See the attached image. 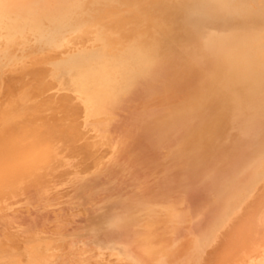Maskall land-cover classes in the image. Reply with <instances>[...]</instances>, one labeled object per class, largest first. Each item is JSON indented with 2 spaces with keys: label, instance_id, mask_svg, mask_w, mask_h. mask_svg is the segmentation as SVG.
<instances>
[{
  "label": "bare ground",
  "instance_id": "obj_1",
  "mask_svg": "<svg viewBox=\"0 0 264 264\" xmlns=\"http://www.w3.org/2000/svg\"><path fill=\"white\" fill-rule=\"evenodd\" d=\"M36 64L35 85L10 77ZM48 89L62 96L37 102ZM86 131L106 154L45 197L86 207L70 216L95 249L207 243L264 170V0H0V194L61 160L60 141L86 155ZM37 249L0 254L42 264Z\"/></svg>",
  "mask_w": 264,
  "mask_h": 264
},
{
  "label": "rangeland",
  "instance_id": "obj_2",
  "mask_svg": "<svg viewBox=\"0 0 264 264\" xmlns=\"http://www.w3.org/2000/svg\"><path fill=\"white\" fill-rule=\"evenodd\" d=\"M41 68L42 66L38 64L27 66L23 71L10 75V77L16 80L22 79L30 85H35L31 74L34 70ZM47 96L59 98L62 94L54 89H48L41 92L35 99L38 102ZM50 114L57 117L63 116L62 110L57 106L50 109ZM70 132L66 129L67 134ZM82 148L86 155L79 153L78 156L71 159L66 157L70 153V148L60 141L58 149L62 153L61 160L52 162L50 166L43 169V173L23 179L16 185L10 186V192L6 191V193L0 194V245H7L9 248L35 245L38 247L37 253L40 255V259L42 262L44 261L42 264H95L94 261L97 259H100L103 264H264V220L262 221L261 217L264 215V168H261L263 172L260 171V175L255 177L251 187L248 188L249 190L244 189L245 191L240 190L237 193L235 200L231 202L232 216L221 225L219 233L211 237L207 243L202 242L199 244L200 246H196L193 240L190 241L187 234L181 236L184 238H179L181 241L179 239H173L175 240L173 241L170 236L166 235L169 239L165 236V241L154 243L153 253L149 257L136 256L132 261L124 256L118 257L106 251L99 252L87 239L89 236H86L79 229L80 227H75L70 215L75 214L82 217L85 212L82 209L86 207H79L78 210L74 207L75 211L69 213L63 212L61 210L63 208L58 207L55 203L47 204L50 200L45 195L47 192L50 194L58 187L55 175L58 170L71 167L72 170L75 168L77 171L83 163L100 161L108 150V147L101 145L98 137L89 131L84 134ZM250 188L253 189L250 190ZM63 190L66 191L64 188ZM55 191L53 192L55 193ZM242 191L247 194L243 196ZM53 192L52 194H54ZM239 194L240 196H238ZM260 223L263 224V227L259 225ZM163 229L166 227L163 226ZM81 242L85 243L87 248H91L88 253L93 255L91 254L92 257L88 260L83 258L84 255L81 253L74 251L76 247L83 245ZM175 242L177 243L174 246L177 251L181 250L182 254L180 251L172 254L171 251L174 248L172 243L175 244ZM3 262L26 264L24 257L19 260L13 251L0 254V264Z\"/></svg>",
  "mask_w": 264,
  "mask_h": 264
}]
</instances>
